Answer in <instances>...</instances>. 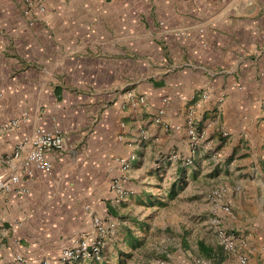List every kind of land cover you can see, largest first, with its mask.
I'll return each mask as SVG.
<instances>
[{
    "label": "crops",
    "instance_id": "obj_1",
    "mask_svg": "<svg viewBox=\"0 0 264 264\" xmlns=\"http://www.w3.org/2000/svg\"><path fill=\"white\" fill-rule=\"evenodd\" d=\"M39 127L65 143L26 174L14 150ZM0 157L19 177L0 192V264H61L95 217L100 259L75 264H264V0H0Z\"/></svg>",
    "mask_w": 264,
    "mask_h": 264
},
{
    "label": "built area",
    "instance_id": "obj_2",
    "mask_svg": "<svg viewBox=\"0 0 264 264\" xmlns=\"http://www.w3.org/2000/svg\"><path fill=\"white\" fill-rule=\"evenodd\" d=\"M40 10L44 11V6H40ZM143 97H139L138 101L143 102ZM166 99H164L165 101ZM163 110H158V115L154 118L156 123H164L162 120ZM20 123L19 118H13L3 125L2 129H10L18 127ZM187 125V135L191 142V155L195 152L196 146L200 143L203 138V133L200 132L196 126L193 124L192 120H189ZM64 138L61 132L57 129L47 130L43 127H39L35 130L34 134L31 136H24L17 143L14 150V156L18 155V152L23 148H27V153L25 158L21 163V168L26 174H31L32 170L48 171L51 168V162L47 158V154H52L54 152L60 151L64 146ZM133 157V156H132ZM131 157V158H132ZM174 159L178 158L179 155L175 154L172 156ZM10 159L5 157H0V165L3 163H9ZM185 164H191V156L184 158ZM120 163L123 168L129 166V160L120 159ZM11 182L19 183V177L13 176L12 178H6L4 175H0V192L5 191L9 188ZM111 188L116 192L117 196L115 198L116 202H119L123 195L126 193L125 188L118 179H113L111 183ZM222 191L215 190L212 192L214 198H219ZM219 208L227 215H231L232 211L229 206L225 204H219ZM210 224L214 228L218 242L224 251L232 254L237 253V237L236 235L226 230L221 225V220L218 217H213L210 219ZM93 225L98 230V235L95 237L81 236L75 246L64 247L60 254L61 264H75L80 260H98L101 255L102 239L101 237L105 234V227L102 221L95 217L93 219ZM239 264H248L247 257L243 254H237ZM23 256L21 254H16L13 260L9 264H23ZM202 264H211L209 261H202ZM41 264H48L46 260H43ZM152 264H174L171 260L167 258H157Z\"/></svg>",
    "mask_w": 264,
    "mask_h": 264
},
{
    "label": "rangeland",
    "instance_id": "obj_3",
    "mask_svg": "<svg viewBox=\"0 0 264 264\" xmlns=\"http://www.w3.org/2000/svg\"><path fill=\"white\" fill-rule=\"evenodd\" d=\"M215 190H220V191H222V194H221V196L219 197V198H214L211 194H212V192L213 191H215ZM224 192H225V189L224 188H219V187H213V188H210L209 190H208V197H210V198H212L213 200V205H214V209L216 210V208L218 209V207H219V200L221 199V197L223 196V194H224ZM216 216V214H214V215H212V216H210V219L211 218H213V217H215ZM157 258H163V257H156L155 259H157ZM154 259V260H155ZM154 260L152 261V263L154 262Z\"/></svg>",
    "mask_w": 264,
    "mask_h": 264
}]
</instances>
